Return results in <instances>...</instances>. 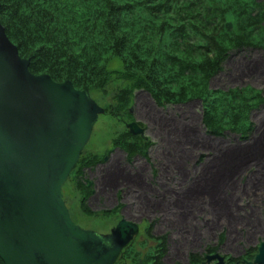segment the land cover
Here are the masks:
<instances>
[{
	"label": "trees",
	"instance_id": "trees-1",
	"mask_svg": "<svg viewBox=\"0 0 264 264\" xmlns=\"http://www.w3.org/2000/svg\"><path fill=\"white\" fill-rule=\"evenodd\" d=\"M0 25L30 74L109 96L104 114L128 115L134 91L159 107L196 100L211 135L249 126L244 138L264 102L250 87H209L230 53L264 46L258 0H0Z\"/></svg>",
	"mask_w": 264,
	"mask_h": 264
},
{
	"label": "water",
	"instance_id": "water-1",
	"mask_svg": "<svg viewBox=\"0 0 264 264\" xmlns=\"http://www.w3.org/2000/svg\"><path fill=\"white\" fill-rule=\"evenodd\" d=\"M0 25V262L113 264L136 235L120 221L107 235L73 224L61 188L76 165L98 115L87 89L28 72ZM131 135L140 130L126 124ZM222 264L218 255L201 264ZM264 264V242L253 261Z\"/></svg>",
	"mask_w": 264,
	"mask_h": 264
},
{
	"label": "flooded vegetation",
	"instance_id": "flooded-vegetation-1",
	"mask_svg": "<svg viewBox=\"0 0 264 264\" xmlns=\"http://www.w3.org/2000/svg\"><path fill=\"white\" fill-rule=\"evenodd\" d=\"M138 128L139 134L126 135L139 139L137 144L148 155L154 142L146 136L145 126ZM249 131L237 142H245L249 136L250 139L254 126ZM224 135L234 136L228 132ZM137 144L128 145L129 153L137 149ZM260 147L248 146L234 154L210 144L201 145V149L216 156L210 159L202 155L193 163H182L176 149H155V161L161 159L162 163L158 161L157 167L145 164L150 168L147 180H142L139 170L132 168L133 159L128 161L132 154L120 151L131 170L114 161L113 152L103 160L88 155L85 162H93L81 167L77 177L79 200L88 201L94 211L107 212L112 226L99 235L109 234L122 220L136 225L135 237L122 248L113 264H133L145 259L154 264H201L212 255L221 257L222 264H248L253 261L259 243L264 242L257 238L264 235V218L262 224L257 218L264 204V148ZM143 225H149L147 234L155 235L153 239L160 242L152 247L136 242L141 238ZM215 230L219 231L213 234ZM229 234H234L231 240ZM208 239L211 241L206 242ZM136 243L145 247L142 259L134 248ZM149 249L154 252L148 254ZM215 263L212 260L209 264Z\"/></svg>",
	"mask_w": 264,
	"mask_h": 264
},
{
	"label": "rangeland",
	"instance_id": "rangeland-1",
	"mask_svg": "<svg viewBox=\"0 0 264 264\" xmlns=\"http://www.w3.org/2000/svg\"><path fill=\"white\" fill-rule=\"evenodd\" d=\"M258 2L264 3V0H258ZM114 66L115 65L111 64L110 67L114 68ZM209 87L212 90L250 87L254 90H260L264 98V46H252L251 49L230 53L222 64L221 71L210 80ZM107 88L108 92L110 91L111 93V91L115 89V85H111L110 83ZM100 96V94L92 93L91 97L93 99H91L96 104L98 103L97 105L103 109L105 103L110 104L111 101L108 96L107 100H105L106 102L101 99L103 103L99 99ZM185 103L186 104L182 106L166 105L159 107L155 105L148 94L142 91H134L128 115H126V113L124 114V112H119L116 114L117 116H112L110 114H101L97 116L96 121L92 125L89 139L79 155L81 156V160L83 158L88 159V155H92L97 160H103L113 152L115 153L112 155L114 161L122 163L129 170L132 168L139 170V175L142 180H147L150 171V168L148 169L147 166L156 165L157 167V164H159L158 161L162 163L161 159L155 161L156 158L153 155L155 149H176L180 152L182 163L188 161L193 163L197 157H202V155L210 159L216 156L209 150L201 149V145L210 144L234 154L247 150L248 146H252L253 148L262 146L260 149L264 148V102L249 114L248 123L246 125L249 124L250 120V123L255 129L251 138L249 139V136L245 142L240 143L237 142L239 141V137L244 136H242L243 130L247 129L249 126L246 128L240 127L241 129L238 132L234 127H227L224 129L225 131H222V134L213 136L203 128L200 101L198 102L195 100ZM130 122H135L136 125L141 128L145 126L146 136L149 137L150 141L154 142V146L151 147L148 152L150 158L145 153L144 147H142L141 144H137L139 139L137 140L134 136L128 137L126 135L129 133L126 130V124ZM225 132L231 133L234 136L226 135V137H224ZM223 138L225 139L223 140ZM123 141L124 145L120 144ZM135 143L138 145L137 149L129 153L128 145L134 146ZM120 151L132 154L128 159L129 162L133 159L132 168L125 164V156L120 153ZM207 153L209 154L207 155ZM85 161L87 160H83L80 163L81 167L87 166L89 163L93 162L90 161L87 163ZM78 176H80L78 173H70L67 181L61 188L62 200L65 202L73 224L81 229L92 230L97 234H102L112 226L108 214L105 211H94L89 206L88 201L80 202L79 195L81 194V190L78 189L79 184L76 183ZM159 181H161L160 178ZM162 181L166 182L163 179ZM75 186H77V188ZM257 214L258 222L262 224L264 218V204ZM148 226L149 225L141 226L139 233L141 238L137 239L136 242H144L148 247H152L153 244L160 241L153 239L152 236L155 235L152 234V236H149L147 234ZM218 231L219 230H215L213 234ZM230 231H233V229ZM233 237L234 234H229L228 240H231ZM257 238L264 239V235L263 237L258 236ZM210 241L211 239L206 240V242ZM139 243H136L134 248L138 250L140 258L142 259L146 251L144 250L145 247ZM153 252L152 249L147 250L148 254H152ZM171 259L174 258L171 257ZM147 262L148 264H154L151 260ZM165 262L169 264L167 261Z\"/></svg>",
	"mask_w": 264,
	"mask_h": 264
}]
</instances>
